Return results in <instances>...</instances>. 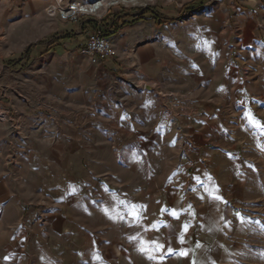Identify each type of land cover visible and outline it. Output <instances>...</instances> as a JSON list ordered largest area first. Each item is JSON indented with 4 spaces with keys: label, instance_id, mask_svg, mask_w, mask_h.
I'll use <instances>...</instances> for the list:
<instances>
[{
    "label": "rangeland",
    "instance_id": "374dc122",
    "mask_svg": "<svg viewBox=\"0 0 264 264\" xmlns=\"http://www.w3.org/2000/svg\"><path fill=\"white\" fill-rule=\"evenodd\" d=\"M68 1L0 0V148H58L74 138L84 151L86 182L96 177L104 186L99 194L119 198L131 190L137 203L149 189L153 205L181 192L188 208L150 206L152 219H180L169 233L182 228L212 236L206 247L229 250L228 264H264V199L241 204L230 216L212 181L199 182L196 172L205 156L208 180L222 181L225 159L242 144L241 123L250 125L252 108L241 109L240 102L263 96L264 0H204L187 11L186 4L201 0H104L97 13L75 21L56 11ZM146 9L158 12L157 22ZM142 12L143 20L108 37L112 57L99 60L78 48L86 43L81 27L88 20L128 21ZM58 38L51 52L26 65L5 64L40 40L47 41L42 48ZM191 202L199 203L194 225L184 220ZM135 208L128 221L147 218L145 207Z\"/></svg>",
    "mask_w": 264,
    "mask_h": 264
},
{
    "label": "crops",
    "instance_id": "0c3cea01",
    "mask_svg": "<svg viewBox=\"0 0 264 264\" xmlns=\"http://www.w3.org/2000/svg\"><path fill=\"white\" fill-rule=\"evenodd\" d=\"M112 63L107 60L104 68L115 74ZM261 97L240 102L241 109L252 108L250 125L241 123L242 144L237 147L234 158L225 159L228 167L221 170L222 181L217 183L214 176L208 180L210 162L206 161L207 157L204 156L205 163L199 161V171L196 168L197 180L203 184L212 181L218 191L215 199L220 208L227 207L230 216L237 212V206L264 199V93ZM3 138L1 136L0 141ZM73 141L74 138L71 144L58 148L40 143L26 147L14 144L8 150L4 146L0 148V264L233 262L228 256L229 250L220 244L206 247L212 236L183 234L182 228L178 233H169L179 228L181 220L177 217L172 220L163 214L152 219L150 206H157L158 210L188 208L180 191L178 199L169 201L166 196L153 205L149 189L137 203L131 190V196L125 192L119 198L108 190L99 194L104 186L96 177L86 182L84 151ZM86 183L89 186H85ZM208 197H204L206 204ZM197 204H190L191 209L184 219L191 225L196 223L193 209ZM135 207L147 210V218L140 223L126 219L137 210ZM159 225H166L160 233L154 229ZM142 227V231L138 230Z\"/></svg>",
    "mask_w": 264,
    "mask_h": 264
},
{
    "label": "trees",
    "instance_id": "16d2710c",
    "mask_svg": "<svg viewBox=\"0 0 264 264\" xmlns=\"http://www.w3.org/2000/svg\"><path fill=\"white\" fill-rule=\"evenodd\" d=\"M205 1L201 0L200 2L196 3V2H192V3H188L186 4V6L183 8L184 11L187 10H191V9H199L202 6H204ZM144 12H148L149 13V19H154L155 22H157L158 18L160 15H158V12H156L155 10H148L146 9ZM144 12L135 15L134 19L132 20H121V18L117 19L113 18L112 21H108V19L103 18L102 20H88L86 22V24L84 26L81 27V29H83L84 31L87 30V34L89 33V31H93V30H101L106 36L111 37L114 34H116L118 32V30L125 25H128L129 23L132 22H136V21H140L143 20L144 18ZM163 18V17H162ZM160 23V21H159ZM70 34H67L66 36H64L62 39H66L69 38ZM54 38V37H52ZM59 38L55 39V40H51L49 42V44L43 46L42 48L39 46L42 45L43 42H47L46 39L40 40V42L38 44L30 45L29 47H26V52H22L19 55L12 57L11 59L6 60L5 64H8V66H18L20 65L21 62H23V64H27L28 62L32 61L35 57L40 56V53L43 52H51V50H53L54 46H58L60 44ZM31 48H38V50L36 51L37 53L32 54L31 53ZM81 50H84L85 48V44L84 46H80L78 47ZM40 49V50H39ZM53 52V51H52Z\"/></svg>",
    "mask_w": 264,
    "mask_h": 264
},
{
    "label": "built area",
    "instance_id": "2783aa9c",
    "mask_svg": "<svg viewBox=\"0 0 264 264\" xmlns=\"http://www.w3.org/2000/svg\"><path fill=\"white\" fill-rule=\"evenodd\" d=\"M65 4V5H64ZM64 4L58 3L56 11L60 18L64 20H77L79 16L95 14L105 4L104 0H93L79 2L76 0H69ZM84 52H87L91 56H111L113 53V47L111 46L108 36H106L101 30L89 31L85 43Z\"/></svg>",
    "mask_w": 264,
    "mask_h": 264
},
{
    "label": "bare ground",
    "instance_id": "6f19581e",
    "mask_svg": "<svg viewBox=\"0 0 264 264\" xmlns=\"http://www.w3.org/2000/svg\"><path fill=\"white\" fill-rule=\"evenodd\" d=\"M112 3V2H111Z\"/></svg>",
    "mask_w": 264,
    "mask_h": 264
}]
</instances>
